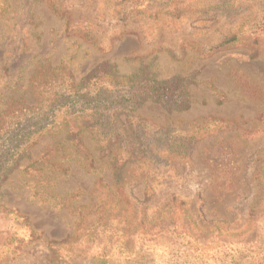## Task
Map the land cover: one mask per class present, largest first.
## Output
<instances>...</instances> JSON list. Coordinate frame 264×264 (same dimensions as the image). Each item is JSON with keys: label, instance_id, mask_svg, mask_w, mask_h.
Segmentation results:
<instances>
[{"label": "rangeland", "instance_id": "obj_1", "mask_svg": "<svg viewBox=\"0 0 264 264\" xmlns=\"http://www.w3.org/2000/svg\"><path fill=\"white\" fill-rule=\"evenodd\" d=\"M102 63L189 108L75 112ZM51 261L264 264V0H0V264Z\"/></svg>", "mask_w": 264, "mask_h": 264}, {"label": "trees", "instance_id": "obj_2", "mask_svg": "<svg viewBox=\"0 0 264 264\" xmlns=\"http://www.w3.org/2000/svg\"><path fill=\"white\" fill-rule=\"evenodd\" d=\"M255 56V55H254ZM112 75L111 73V67L108 65V63H102L97 65L93 68V70L88 73L83 83L86 84L82 88H77L76 93L74 94L75 101L72 103V109L75 110L77 113L86 114L89 113L94 115L102 110L105 112H110L111 110H114L117 105L121 106V111H128L131 113L134 110H137L139 107L144 105L146 102L151 100V103L158 104L160 106H172L174 105V109L168 108V112H172L173 110H176V112H182L184 110H187L189 108V101L184 98L185 95H182L183 93V87L181 85V80H173L170 83L167 82H155L151 81L150 85L146 87H140L137 91H134L131 93V97L127 96L128 91H119L114 89V87H110L111 85L107 81V77H110ZM72 80V78L70 79ZM83 84V85H84ZM85 88V89H84ZM131 90L132 88L129 87ZM84 89L83 93L80 91ZM71 92V91H69ZM74 93V92H73ZM22 99H17L15 103L20 104ZM58 98L56 99V101ZM14 102V101H13ZM14 103V104H15ZM16 109L13 114L15 113H23L24 108L23 106H20L19 108L15 107ZM32 113L36 115L32 118H26V122L30 123V126H37L41 123V120L44 116L40 115V112L32 110ZM21 116H24L25 114H20ZM14 116V115H13ZM37 117V119L34 118ZM16 117V116H15ZM18 117V116H17ZM26 117V116H24ZM8 126H13L14 123H7ZM26 127V125H24ZM18 130L13 129L12 130V140L13 142L19 141L21 145L24 144V142L17 140L18 139ZM69 134L67 137V141L72 142L73 139H76L77 143L81 142V135H79V132L77 134H72L69 131H67ZM25 150L27 147L31 146L29 145L30 139H26L25 141ZM81 144V143H80ZM16 148H18V144L15 145ZM135 151L128 150V151H121L119 153L114 152H108L107 154H103L100 157L97 158L98 161H103V159H109L112 161L111 170L118 174L121 172V174L124 175L128 172H131V169H126L124 171L123 167L126 164H132L134 163ZM15 153H12V157ZM94 157H90V160H92ZM16 160V159H15ZM108 162V161H107ZM106 161H103V165L107 164ZM93 163V162H92ZM31 166V165H29ZM94 169L97 170V172L101 173L100 168L94 166ZM99 178L103 180V176L99 174ZM71 239V237H68ZM65 240L61 241V243H64ZM54 257H57V255L54 253ZM53 257V256H52ZM53 257V258H54ZM56 262V261H55ZM55 262L51 261L50 264H55Z\"/></svg>", "mask_w": 264, "mask_h": 264}]
</instances>
